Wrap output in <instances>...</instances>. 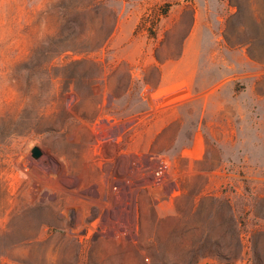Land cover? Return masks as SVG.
I'll use <instances>...</instances> for the list:
<instances>
[{
  "label": "rangeland",
  "instance_id": "rangeland-1",
  "mask_svg": "<svg viewBox=\"0 0 264 264\" xmlns=\"http://www.w3.org/2000/svg\"><path fill=\"white\" fill-rule=\"evenodd\" d=\"M0 264H264V0H0Z\"/></svg>",
  "mask_w": 264,
  "mask_h": 264
},
{
  "label": "crops",
  "instance_id": "crops-1",
  "mask_svg": "<svg viewBox=\"0 0 264 264\" xmlns=\"http://www.w3.org/2000/svg\"><path fill=\"white\" fill-rule=\"evenodd\" d=\"M188 57L186 53H183L179 58L161 64L158 87L169 103V108L176 107L173 103L183 101L195 92L199 64L196 56L193 59Z\"/></svg>",
  "mask_w": 264,
  "mask_h": 264
},
{
  "label": "water",
  "instance_id": "water-1",
  "mask_svg": "<svg viewBox=\"0 0 264 264\" xmlns=\"http://www.w3.org/2000/svg\"><path fill=\"white\" fill-rule=\"evenodd\" d=\"M33 151H34L35 154H39L40 153V148L38 146H35L33 148Z\"/></svg>",
  "mask_w": 264,
  "mask_h": 264
}]
</instances>
